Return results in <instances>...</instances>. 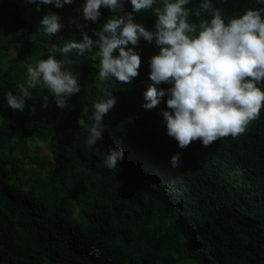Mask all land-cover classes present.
Here are the masks:
<instances>
[{
	"label": "trees",
	"instance_id": "16d2710c",
	"mask_svg": "<svg viewBox=\"0 0 264 264\" xmlns=\"http://www.w3.org/2000/svg\"><path fill=\"white\" fill-rule=\"evenodd\" d=\"M22 2L0 0V264H264V108L234 146L197 139L181 148L167 133V94L144 107L154 83L150 58L159 48L141 38L140 74L131 84L98 81L90 53L57 52L81 84L70 106L58 107L50 96L42 107L46 89L34 88L25 110L13 109L6 92L27 82L28 66L46 58L52 44L83 38L72 17L84 23L76 9L85 0L39 8ZM218 6L227 18L258 5ZM125 8L132 10L129 0ZM50 11L63 20L51 37L41 24ZM101 11L100 21L83 29L94 37L112 15ZM136 17L148 28L157 19L147 11ZM111 92L118 102L105 114L103 138L88 148L82 131L91 126L92 106ZM113 146L125 151L117 169L104 164ZM176 153L182 164L173 167Z\"/></svg>",
	"mask_w": 264,
	"mask_h": 264
},
{
	"label": "clouds",
	"instance_id": "9594fccd",
	"mask_svg": "<svg viewBox=\"0 0 264 264\" xmlns=\"http://www.w3.org/2000/svg\"><path fill=\"white\" fill-rule=\"evenodd\" d=\"M129 1L131 11L126 10L125 0H85L76 9L84 23L80 16L72 17L83 38L52 44L46 58L30 64L27 82L18 83L15 93L6 92L9 106L25 110L34 88L46 89L42 107L49 106L50 96L56 106H70V98L81 91V84L57 52L65 57L90 53L98 60V81L131 84L140 74L141 54L135 46L143 38L159 48L150 58V78L154 83L145 92L144 107L157 106L167 94V107L163 110L167 133L181 148L197 139L205 146L227 139L234 146V141L259 119L264 108V0H256L258 6L227 18L218 0ZM30 2L37 3L38 8L40 4L53 3L63 7L75 0ZM101 6L110 9L112 15L94 30V37L83 29L85 23L100 21ZM146 11L157 17L152 28L136 17V13ZM41 24L51 37L63 27V20L50 11ZM164 83L170 87H156ZM117 102L111 92L93 104L91 126L82 131L88 148L96 147L103 138L105 114ZM29 107L36 111L35 104ZM254 157L248 156L250 164ZM124 158V149L113 146L107 150L104 164L117 169ZM228 160L235 162L230 157ZM170 162L173 167L181 165V153L173 154Z\"/></svg>",
	"mask_w": 264,
	"mask_h": 264
},
{
	"label": "rangeland",
	"instance_id": "374dc122",
	"mask_svg": "<svg viewBox=\"0 0 264 264\" xmlns=\"http://www.w3.org/2000/svg\"><path fill=\"white\" fill-rule=\"evenodd\" d=\"M22 5H28L29 4V0H23V2L21 3ZM46 154V149H41V155Z\"/></svg>",
	"mask_w": 264,
	"mask_h": 264
}]
</instances>
